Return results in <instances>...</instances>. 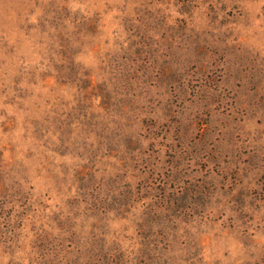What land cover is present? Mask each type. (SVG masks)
I'll list each match as a JSON object with an SVG mask.
<instances>
[{
    "label": "rangeland",
    "instance_id": "374dc122",
    "mask_svg": "<svg viewBox=\"0 0 264 264\" xmlns=\"http://www.w3.org/2000/svg\"><path fill=\"white\" fill-rule=\"evenodd\" d=\"M0 264H264V0H0Z\"/></svg>",
    "mask_w": 264,
    "mask_h": 264
}]
</instances>
